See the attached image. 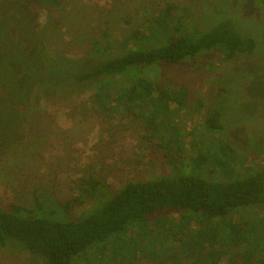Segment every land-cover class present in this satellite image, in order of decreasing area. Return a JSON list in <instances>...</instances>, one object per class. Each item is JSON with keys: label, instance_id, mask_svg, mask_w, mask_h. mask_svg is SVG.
Segmentation results:
<instances>
[{"label": "rangeland", "instance_id": "1", "mask_svg": "<svg viewBox=\"0 0 264 264\" xmlns=\"http://www.w3.org/2000/svg\"><path fill=\"white\" fill-rule=\"evenodd\" d=\"M49 2L0 0V208L18 204L37 209L39 201H45L36 215L55 220L76 218L128 181L189 170L193 155L201 150L216 152L220 141L232 147V169L264 168V0ZM171 4L178 9L174 15L184 13L190 28L210 29L225 15L231 16L240 34L254 37L257 46L231 60L213 51L156 67L152 73L158 80H171V88L183 86L188 91L185 108L169 101L168 116L158 114L157 123L169 120L177 125L176 130L166 131L167 140H160L151 134L138 107L102 109L95 103L96 81L69 84L71 73L60 72L67 61L80 60L78 69L87 70L107 53H122L123 45L109 49L104 41L109 38L119 43L136 30L146 32ZM98 39L102 41L100 53L94 51ZM38 78L58 86L49 87ZM214 106L224 112L222 131L212 132L205 124ZM224 159V165L205 167L211 178L229 173L228 159ZM91 181L101 182L103 187L92 188ZM61 204L67 205L68 213ZM181 214L184 222L195 221V229L203 228L200 237L207 233L225 240L233 225L239 226V236L250 237L248 243L235 241L233 246L219 242L213 248V264H256L264 258L261 204L214 217L184 208L162 209L147 217L141 231L131 228L112 233L107 243L94 244L76 255L72 264H139L140 260L208 264L209 250L199 245L200 237L193 230L188 232L191 237L195 234L198 247L194 251L185 237V246L172 245V250V240L157 231ZM15 243L0 248V264H45L43 256Z\"/></svg>", "mask_w": 264, "mask_h": 264}, {"label": "trees", "instance_id": "2", "mask_svg": "<svg viewBox=\"0 0 264 264\" xmlns=\"http://www.w3.org/2000/svg\"><path fill=\"white\" fill-rule=\"evenodd\" d=\"M49 1L52 3V0ZM176 10L178 12L174 4L169 5L163 10L164 14L156 16L153 24L148 25L146 32L136 30L123 42L112 41L108 38L109 33H105V38L109 39L104 41H108L107 48L123 45L122 53L112 56L107 53L104 59L95 60L97 63L87 70L78 69L82 65L80 60L78 63L77 60L67 61L68 63L64 61L66 66L60 73H71L69 84L96 81L95 103L102 109H120L123 106L126 110H131L134 106L138 107L148 120L147 127L153 130L151 134L160 137V140H167L166 131L170 128L176 130L177 125L169 123V120L157 123L156 118L158 114L165 118L168 116L171 101L178 103L180 108L184 104L185 108L188 91L183 86L171 88V80L168 83L158 80L152 73L154 69L161 64L175 65L213 51H218L231 60L239 53L253 52L257 46L254 37L240 34L235 21L230 19L231 16L225 15L210 29L190 28L183 17L184 13L174 15ZM101 42V39L95 40L94 51H102ZM37 81L52 88L58 86L44 83L40 78ZM223 120L224 112L214 106L206 117L205 124L212 132L222 131L225 128ZM203 134L205 133H201ZM177 135L178 132L174 137ZM179 146L177 149L182 152L183 149ZM215 151L201 150L193 155L189 170L144 181H128L110 198L76 218L69 217V220L44 218L38 216L39 213L36 215L35 211L38 208L41 210L45 201H39L37 209L18 204L11 209L0 208V248L16 242L18 246L43 256L45 264H72L74 257L89 247L107 243L112 233L131 228L141 231L147 224V217L162 209L184 208L214 217L227 215L242 207L253 208L264 204V168L244 172L232 169L234 152L230 144L223 141H220ZM221 156L228 159L230 171L223 174L222 178H211L205 167L224 165L226 161ZM91 183L92 188L93 185L103 187L101 182ZM61 205L68 213L67 205ZM182 218L185 219L181 214L178 220L167 222V225L157 228V231L167 236V240H172H169L172 250V245L179 247L181 243L184 247L185 237L190 241L188 247L194 251L198 244L195 234L191 237L190 232L193 230L197 233L196 237H200L203 228L195 229L197 222H184ZM232 227L233 231L228 233L225 240H218L207 233L200 237L199 245H204L209 250L208 264L214 263L213 248L219 247V242L225 245L229 243L230 246L235 245V241L248 243L250 237L246 234L239 236V226ZM155 239L158 240V237L155 236ZM164 244L165 242L161 246ZM176 249L178 248H175V252ZM217 250L219 251L218 248ZM143 263L150 264L139 261V264ZM256 264H264V258Z\"/></svg>", "mask_w": 264, "mask_h": 264}]
</instances>
